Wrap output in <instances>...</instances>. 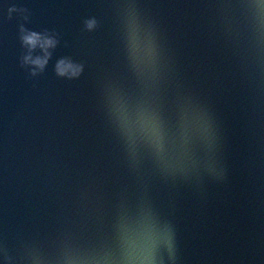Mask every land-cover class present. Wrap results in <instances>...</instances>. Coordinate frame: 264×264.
I'll return each instance as SVG.
<instances>
[{"label": "water", "instance_id": "obj_1", "mask_svg": "<svg viewBox=\"0 0 264 264\" xmlns=\"http://www.w3.org/2000/svg\"><path fill=\"white\" fill-rule=\"evenodd\" d=\"M13 264H264V0H18Z\"/></svg>", "mask_w": 264, "mask_h": 264}, {"label": "clouds", "instance_id": "obj_2", "mask_svg": "<svg viewBox=\"0 0 264 264\" xmlns=\"http://www.w3.org/2000/svg\"><path fill=\"white\" fill-rule=\"evenodd\" d=\"M94 26V22H89L88 23V27L92 28ZM24 43L28 46H30L31 49H35L37 47V45L39 44L41 48L45 49V58L41 59V58H37L35 60H32L31 56H28L25 58V63H31L33 65H35L37 68L43 70V68L45 67V65L48 62V53H47V48L48 47H52L54 46V41L52 40H44L43 42H41V37L39 35H37L36 33H31L29 35H26L23 37ZM71 65H66L64 61H61L59 63V65L57 66V71L58 74L63 76L65 75V73L71 69ZM36 73L34 72L33 75H35ZM74 75L76 74V72L73 73Z\"/></svg>", "mask_w": 264, "mask_h": 264}]
</instances>
